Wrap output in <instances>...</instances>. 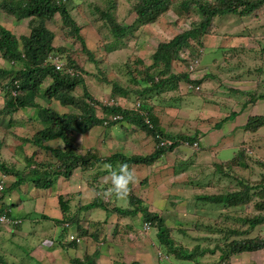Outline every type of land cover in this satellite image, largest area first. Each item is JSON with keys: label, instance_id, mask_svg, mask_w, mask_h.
Instances as JSON below:
<instances>
[{"label": "rangeland", "instance_id": "obj_1", "mask_svg": "<svg viewBox=\"0 0 264 264\" xmlns=\"http://www.w3.org/2000/svg\"><path fill=\"white\" fill-rule=\"evenodd\" d=\"M1 1L2 0H0V3ZM106 1L107 0H65L68 8L72 10V14L76 19L77 24L81 27L80 34L83 36L87 49L92 53V60H94L95 63H93L87 52L82 49L79 40L75 37H71L67 33L68 30L62 25L58 14H56L51 20L47 21L46 26L55 34L53 45L65 47L67 50L65 54H71L74 59L82 65V67L92 73V75L88 77V82H86V84L94 97H96L101 103L102 101L107 102L115 100L110 98L112 97L111 83H107L105 80V78H107L109 81L119 84L124 89H129L130 94H127L125 98H118L116 101L121 102L123 107H133L136 105L137 100H139L137 97L143 98L133 92V89H141V86L134 84L132 80L133 74L137 75V78L142 77L143 72L146 71L145 65L151 61L150 56L156 45L159 42L166 41L175 34L188 29L192 23L199 22L201 20V14L196 10V5H191L189 10L183 11L180 7L182 0H170L167 9L159 15L156 21L145 25H139L135 20L136 13L134 10L135 4L138 0H112L116 3L114 10L115 18L120 24L132 25V31L123 39H120V42H118L119 44H117L115 48L108 50L106 45L111 41L110 37L112 36L107 31L108 29L104 22L98 19L97 12L88 7L89 4L95 2L100 9H103L102 5H105ZM206 1L212 2L213 0ZM261 6L259 9L258 6H256L250 15L228 14L216 17V19L213 20L214 31L212 33H218L217 35H220V37L217 38H225L224 35H229L228 30L232 28V25L227 21L228 18L233 19L236 23L239 21L240 25L246 22H252V25L244 27V32H249L250 34L251 32H254L257 34L261 30L264 31V19L260 22V18L253 17L258 15L264 17V11H261L264 6L262 8ZM257 12L258 14H256ZM222 21H224L225 24V33H221L223 31L218 30V25L221 24ZM0 24L9 29L17 37L29 34L28 18L17 19L14 15L7 13L1 6ZM211 29L212 27L209 28L207 33H210ZM211 39L212 37L209 40ZM253 39L254 41H258L256 37H253ZM222 41L223 40H221L220 44ZM232 41L235 46V41ZM261 41H264V39ZM206 42L210 47H200L203 50V54L199 59V68L196 69L197 71L199 70V72H194L192 77L202 76L200 71L204 70V66L209 65L210 70H208V77L213 80V82L210 81V86L211 93L214 96L216 88L220 87V85L227 86V81L232 78L231 72H236L237 75L243 73L242 69L238 67L237 62L239 57L237 56L233 58V56H236L235 53H239L229 46H221V48L217 49L216 44L213 42L207 40ZM228 50L234 54L232 57H229ZM216 58L218 61L222 62H220V70L217 71L214 66L211 67V63H214V59ZM174 64L172 70L180 71L181 66H179L178 63ZM5 65L6 62L0 57V66ZM262 68H264V66ZM137 71L140 73L137 74ZM243 75L245 76V74ZM215 76H223L225 78L221 83L212 78ZM227 76H229L228 79ZM254 76L260 80L259 82L263 83L264 69L261 73L257 70L253 77ZM48 83H50V79L46 78L41 91H43ZM207 86V83H203L202 88L200 85L201 93L200 91H189L184 93L183 90H181V93L185 96H183L180 101H176L178 99H171L168 92L160 95L148 96L143 100L145 106L148 107L147 111L149 112L151 119H156L155 122L157 121V124L163 129V131L188 136L193 135L198 131L196 135L197 137L199 135V138L201 139V148L189 149L185 146H181L180 148H175L172 152L164 154L152 165L148 177H146L147 174L144 165H130V167L136 170L138 177V182L132 186L131 195L141 200V207L145 205L147 210L158 213L165 222V225L171 229L170 235L174 240L180 242L189 249L194 247L197 239L202 241L201 239L205 236L213 239L220 237V233H218V235L213 231L214 228L219 229L226 226L239 227L240 221H238V219L245 217L249 218L258 213V211L250 205L249 207L246 205L235 207H229L225 204L215 205L198 199L197 196L217 194L222 185L236 183V181L233 182L231 180L238 177L245 183L255 184V182L260 181L261 179L263 180L262 173H264V170H260V168L255 165L257 162L264 164V126L260 127L254 133L249 131L246 132L243 129L246 123H243L238 127L239 122L243 118L247 119L249 116H253L257 113H264V99H257L252 103V106H245L248 108L244 107L242 108L243 110H241L237 103H230L235 95L226 90L227 95L220 97L218 101L224 102L228 98L230 103L229 107L239 109V111L234 113L233 116L227 120L221 121L222 119L218 120L219 114L217 107L216 105H213L215 99L204 94V90ZM243 87H245V85ZM71 94L76 97L82 95L83 90L81 89V86H77ZM162 95H164L165 98H162ZM242 99H248V96L241 95L239 100ZM42 102L43 100H40V104ZM54 103L56 104V101H54ZM249 103L250 102L247 104ZM2 105V98L0 97V108ZM60 110L62 112H64V110L75 111V107H64L63 109L60 108ZM180 110L181 113L174 115L175 111ZM97 112L100 117H103V114L99 110H97ZM246 112L251 115L246 114ZM236 114H239V116L236 117ZM35 118L36 110L30 111V109H19L12 114H6V116L0 114V141L4 142L3 147L0 148V157L2 159H7L8 162H12L10 160L14 159L17 162V165L22 164V156L24 153L16 147L20 145L21 138L32 135L34 130L41 127L40 121ZM213 122H216L217 125L214 131H210L212 127L209 124H214ZM200 124H202L201 126L203 130H200ZM125 125L126 123L123 122V125H120V123H113L107 126H95L86 135H74L73 140L76 142L78 153H84L88 147H91L94 150V153L97 155L100 154L102 157H106L108 152L111 153L117 151V132L119 131L116 127L119 126L123 129ZM205 126L209 127L205 128ZM135 127H125L129 130L126 132L127 143H136V145H131L132 150H127L128 154H133L132 152L135 154L151 152L152 147L155 146V142L150 135L141 129H136ZM104 128L106 134L101 133ZM114 128L116 129L114 130ZM138 133L141 135V138L137 139L135 142L134 137H136ZM149 138L150 140L144 144L146 147H137L139 142H144ZM13 147L15 148L14 150ZM135 147L138 148L137 152L134 151ZM241 147H244V150L246 151V154L244 155L248 157L249 161L243 157L241 160L238 159V161L240 160L239 162L246 164V166L234 163L235 165H233V167H228L230 166L229 164L224 169L222 168L225 172L227 170L231 171L230 174L227 172L229 178H224L219 172L215 173L216 169L219 168L218 165L221 161L232 158L236 151ZM33 149L34 147L28 145V154H30ZM36 159H41L40 154L37 155ZM253 162H255V164ZM104 164H107V162L93 164L95 166L91 171H88V174L91 173V176H95L97 170L102 167L106 172L107 170L104 168ZM119 164L120 161H111V165L114 169ZM247 164H249V166ZM173 167L176 169L178 168L179 171L180 169L185 168L186 171L175 173ZM109 175H106L103 178L109 177ZM219 178L221 179L219 180ZM7 179L8 178L0 172V181H3L6 185ZM143 180H145V182ZM150 183L151 186L155 188L153 194L150 193L149 188L146 186V184L149 185ZM26 184L29 185L28 183ZM56 186H59V184L56 183ZM217 188H219V191ZM20 189L23 192L24 190H27L26 193L24 192V196L32 193V190L28 187H22ZM90 190L91 189L88 185H84L81 190L83 194L79 192L75 196L71 207H76L77 204H79L77 203L78 201L89 202L92 198ZM147 190H149V192ZM67 192L68 191L66 190L63 194H67ZM16 194L17 191H15L14 194L9 195L11 199L8 197L7 199L9 200L6 202L19 203V196ZM51 195V192H45L40 197H48ZM251 200L263 201L264 188L253 193ZM128 201L114 199L113 202H108L107 204L108 207H110L114 202L115 204L121 205L124 203L123 206L125 207L129 204ZM46 203L49 206H52V200H49ZM31 204H34L31 200L23 199L14 208V213L17 216L23 215L24 210L25 212H29L27 218L22 219L23 224L19 225V231H11V228H8V226L0 227V254L4 255V259L9 264H46L44 258H41L38 252L41 247L39 242L43 238L49 239L50 236L53 237L54 240L58 239L57 236L60 231V226L54 225L53 223L51 224L49 220H46L41 215L37 214V211L31 207ZM86 210L87 209L84 208L78 213V210H76V214L71 216V219H74L77 222L80 221L78 226L81 228H89L90 225L93 227V222L97 219H101L100 215H103V217L105 216L103 208L93 211L92 213H89ZM96 214H99V216ZM120 219L121 216L112 215L107 221L110 220L108 223L110 226V224L113 225ZM126 221L127 223L122 226L120 225L116 232H107L106 235L107 237L109 236V239H112L115 236L117 237L116 242L120 243L124 248L125 256H128V261L133 259L131 254L135 253L137 257L139 256L142 258V260H140L141 264H199L192 261L178 260L171 255L167 256L163 247H160L161 249L163 248V250L159 252L160 254L163 253L166 258L159 260V253L156 249L160 248L155 234L152 232L153 229L148 232H143L141 228L140 231L137 232L138 228L140 225L142 226L143 223L142 215L138 213L136 216L128 218ZM101 222L103 221L101 220ZM120 222L124 223L125 218L120 220ZM131 223L134 226V230H130ZM124 225L127 226L126 231H123L125 229ZM205 225L210 226L212 232L205 231ZM242 227L243 229L247 228V226H245V228L244 226ZM247 236H257L260 239H264V225L256 227L251 231V234ZM90 240L92 243H96V239ZM154 240L156 245L152 243ZM48 242V240L44 241V243ZM102 245L103 243H101L100 246ZM207 246L211 248L214 247V242H209ZM43 247L44 251H47L46 253L49 254V257L45 259L52 258L56 264H59L58 254H60L61 249L57 245ZM51 254L52 256H50ZM218 255L219 252L214 254L207 253L205 257L201 259V264H219ZM63 257L66 259L67 256L63 255ZM230 264H264V248L253 252H244L240 254L239 257L233 256L232 263Z\"/></svg>", "mask_w": 264, "mask_h": 264}, {"label": "trees", "instance_id": "obj_2", "mask_svg": "<svg viewBox=\"0 0 264 264\" xmlns=\"http://www.w3.org/2000/svg\"><path fill=\"white\" fill-rule=\"evenodd\" d=\"M169 2L170 0H138L134 7L136 22L139 25L153 23L167 9ZM263 4L264 0H213L212 2L206 0H182L181 9L183 11L189 10L191 5H196V10L201 14V20L192 23L188 29L156 45L150 56L151 61L145 65L146 71L143 72L142 77L137 78V75L133 74L132 80L134 84L141 86V89H133V92L146 99L148 96L155 94L177 91L180 88V82L192 83L193 85L201 84L202 78H191L190 71L186 70L185 67L192 63L193 59L201 56L199 49L203 46V37L207 34L209 28L213 26V20L218 16L228 14H250L256 6L259 8ZM0 6L17 19L28 18L29 26L28 35L17 37L0 24V57L6 62L5 66H0V97L3 103L0 108V114L6 116V114H12L19 109L36 110L35 119L39 120L41 124V127L34 130L32 135L21 138L20 145L16 147L24 153L22 164L17 165L14 159L10 160L12 162H8L7 159L4 160L0 157V172L8 178L6 186L3 185L5 187L0 190V214L5 213L9 217H14L13 208L16 204L7 203L4 199L17 191L20 200H22L25 195L24 192L26 193L27 190L23 192L20 188H30L26 183L34 189L53 190L58 177L65 179L75 172L85 173L95 166L93 164L101 161L132 162L151 166L163 154L171 152L180 145L181 141H188L192 144L193 141L197 140L196 133L188 136L164 132L157 124V121L155 122L156 119H151L147 109L146 112L149 114L152 127H149L144 122L143 116L138 112L125 110L118 104L102 105L100 101L94 98L93 93H91L86 84L88 77L92 73L82 67L71 54H65L67 52L65 47L53 45L55 34L46 26V22L58 14L62 25L68 30L67 33L79 40L82 49L87 52L91 60L93 59L92 53L87 49L83 36L80 34L81 27L77 24L72 10L68 8L65 0H2ZM102 6L103 10L93 2L88 7L97 12L98 19L104 22L108 29L107 31L112 36L110 37L111 41L106 45L108 50H111L119 44L120 39L131 33L132 25L120 24L117 21L114 14L115 1L107 0L106 4ZM49 57L51 58L49 59ZM54 58H56V63L61 64L59 68H56ZM92 61L95 63L94 60ZM174 63H178L181 66L180 71L172 70ZM139 73L137 71V74ZM46 78L50 79V83L41 91ZM105 80L108 84L111 83L112 97L110 98L115 99V101L130 94L129 89H124L107 78ZM79 85L83 90V94L76 97L71 92ZM229 91L239 96L247 94L248 99L242 101L243 107L248 102L256 99L255 91L235 90L233 88H229ZM261 93L258 97L263 96L262 98H264V91ZM40 100H43L41 104ZM54 101H56L57 105ZM64 107H75V111L64 110L62 112L60 108L63 109ZM97 110L103 114V117L98 115ZM234 113V111L231 112L229 116L221 121L232 117ZM115 114H122V119L126 120L120 122H128L134 127L136 126V129H141L152 136L155 142L153 150L145 155H131L129 157L120 152L102 157L89 148L84 153H78L73 136L86 135L93 127L102 125L105 120H109L107 125L116 123V120L113 121L110 118ZM263 126L264 115H255L249 116L243 129L246 132L254 133ZM164 138L173 140V145L157 146L159 141ZM3 145L4 142L0 141V148ZM28 145L34 147L30 154L27 152ZM39 154L41 159L37 160L36 157ZM244 154H246V151L244 147H241L232 158L221 161L215 173L219 172L224 178H229L228 173L230 174L231 171L227 170L225 172L222 168L224 169L229 164L230 166L228 167H233L235 164L246 166V164L239 162L242 157L248 160V157ZM238 159L240 160L238 161ZM253 163L255 164V162ZM247 165L249 166V164ZM255 165L260 170H264L263 163L257 162ZM173 169L175 173L186 171L185 168L180 169V171L175 167ZM262 174L263 180L261 179L255 184L245 183L236 176L238 178L231 180L233 182L236 181V183L222 185L220 191L217 188L219 191L217 194L197 196L198 199L215 205L225 204L229 207L243 205L249 207L250 205L258 213L249 218L238 219L240 221L239 227L214 228L213 231L216 234L220 233V237L213 239L205 236L201 239L202 241L197 239L192 249L174 240L170 235L171 229L164 224L161 216L158 213L147 210L145 205L141 207V200L133 197V195H130L129 204L126 207H119L114 204L110 207L104 206L100 197H96L89 202L78 201L77 203L79 204L76 203L77 206L72 208V215L76 214V210H78V213L84 208L96 207H103L106 213L117 212L122 217L132 218L140 213L144 221H150L156 228L160 246L165 249L168 255L175 259L201 264V259L207 253L214 254L219 252V264H230L231 258L235 255L264 248V239H260L257 236H247L256 227L264 225V200H251L253 193L264 188V173ZM89 188L91 187L89 186ZM27 199H30V197H27ZM74 199L75 197L71 199L69 196L67 198L66 195H57L58 207L62 213L67 211L70 213L69 208H71ZM113 201V199H110L108 202ZM42 216L49 218L46 214ZM54 219L59 221V218ZM69 221L72 224L79 223V221L77 222L74 219H69ZM242 226L244 228L247 226V228L243 229ZM204 227L205 231L212 232L210 226L205 225ZM84 230V233L87 232L86 228ZM211 241L214 242V247L212 248L207 246ZM71 245L73 246L75 243L71 242ZM97 251L95 250L92 255H84L82 259L71 256L69 264H95L94 259L98 254ZM0 264H9L4 259V255L1 254ZM113 264L124 263L116 262Z\"/></svg>", "mask_w": 264, "mask_h": 264}, {"label": "crops", "instance_id": "obj_3", "mask_svg": "<svg viewBox=\"0 0 264 264\" xmlns=\"http://www.w3.org/2000/svg\"><path fill=\"white\" fill-rule=\"evenodd\" d=\"M264 6V4L261 6V8ZM259 9V8H258ZM261 11H264V8L261 9ZM258 14V12L256 13ZM250 15V14H249ZM253 17H257L260 18V22H262V20L264 19L263 16H253ZM239 19V17H238ZM227 21L232 25V28L228 30L229 35H224V37L222 38H217L220 37V35L217 34H213L212 32L214 31L213 26L212 29L210 30V33H207L204 37H203V48H206L207 46H209V44H207V41L213 42L214 44H216V48L219 49L221 48V46H229L231 47L234 51H236L239 54H236V56H233L234 54L231 53L228 50L229 53V57H239L238 60V67L242 69V73L245 74V76L243 74L237 75L236 72H231V76L232 78H230L227 82V86L225 85H220V87L216 88L215 90V95L213 96L211 93V86H210V81L213 82V80L209 79L208 77V70L209 69V65L204 66V70L200 71V74L203 75L202 77V83H201V88L203 83H207V88L204 90L205 93L208 96H210L212 99H215V103L213 105H216L217 110H218V120L219 119H223L227 116L230 115L231 112H235L237 113L239 111V109L243 110L242 108H244L242 106V100H239V98L241 96H239L238 94H235L231 91H229V88H233L235 90H245V91H255V96L256 99L254 101H256L257 99H264L261 97H258V95L262 94L261 92L264 91V82H259L260 80L254 76V73L257 72V70L259 71V73L262 72V70L264 68H262L264 66V41H261L262 39H264V31H259L257 34L254 32H251V34L249 32H244L243 30L245 29L244 27L247 25H252V22H248L251 24L243 23V24H239L236 23L235 21H233V19L228 18ZM214 24V22H213ZM220 31H223L221 33H225L226 29H224L225 24L224 21L221 22V24L218 25ZM230 36V37H227ZM212 37L211 40H209ZM235 37V38H233ZM253 37H256L258 39V41H254ZM260 37V38H259ZM217 38V39H216ZM222 41V43L220 44V42ZM235 41V46H234V42ZM210 47V46H209ZM202 49V48H201ZM213 49V48H212ZM241 49V50H239ZM243 49V50H242ZM202 54H203V50H202ZM202 56V55H201ZM244 58V59H242ZM220 62L218 61L217 58L214 59V63H211V67L214 66L217 70H220ZM222 63V62H221ZM229 70V69H228ZM227 70V71H228ZM223 72V70H222ZM260 75V74H257ZM213 79H216L217 82H223V79L225 77L223 76H215L212 77ZM229 78V76H227V79ZM222 79V80H221ZM262 80V79H261ZM219 85V84H218ZM245 85V87H243ZM226 90L229 91V93L234 94L235 96L233 97L234 99L230 101L231 104L237 103L239 106V109H235V108H230V103H229V99L227 98L224 102L222 101H218L220 99V97L222 96H226ZM180 92V91H179ZM178 91H173V92H168L169 96L171 97V99H178L176 101H180L182 99L183 96H185L184 94H182L181 92L179 93ZM201 93V91H200ZM203 93V92H202ZM226 93V94H225ZM247 96V94H245ZM231 97V96H229ZM162 98H165L164 95H162ZM250 102L249 104H247L246 106H252V103L254 102ZM240 104V105H239ZM234 107V106H233ZM248 108V107H245ZM166 111V110H165ZM164 112V110H163ZM166 113V112H165ZM178 113H181L180 111H175L174 115H178ZM214 114V113H213ZM217 114V115H218ZM221 114V115H220ZM246 114L251 115L249 113L246 112ZM255 115H264V113H257ZM253 115V116H255ZM239 114H236V117H238ZM240 116H241V112H240ZM248 119V118H247ZM246 118H243L240 122L238 127H240L243 123H246L247 121ZM212 122V119H211ZM214 124H209L211 125V129L210 131H214V129L216 128L217 123L213 122ZM203 124V123H202ZM202 124H200V130H203L202 128ZM209 126H205V128H208ZM197 129V127H196ZM119 132L118 133V137L117 139H120V144H119V148L120 149H125L128 145H127V141H125L126 137V132L125 129H120L118 128ZM198 130V129H197ZM198 131H196L195 133H197ZM102 133V131H101ZM98 134V133H96ZM199 137V135H198ZM141 138V135L138 134L136 137H134L135 142L137 141V139ZM199 144L201 145V139L199 138ZM132 145H136V143H133ZM142 146V141L139 142L137 144L138 148H141ZM143 147H145L143 145ZM136 148V147H135ZM83 181H84V173H72L71 176H69L68 178H63V177H58L55 185L53 186V190H39V189H33L32 193L30 195H27V197H30L29 200H31V202H33L34 204H31V207L33 209H35L37 212H42L41 214H46L49 216V219L53 220V223L55 225H58L60 222H58L57 220H55L54 218H61V217H66V216H72V212L73 209L72 207L69 208L70 209V213H68L69 211L62 213L61 209L58 207V203H57V195L62 194V195H66L67 198L68 196L72 199L73 197H75L79 192H81L83 194L82 187H83ZM56 183L59 184V186H56ZM151 183L147 186V188H149L150 193L153 194V192L155 191L154 187H150ZM141 187V186H140ZM138 188V187H137ZM70 189V191H69ZM152 189V190H151ZM68 191L67 194H63L64 191ZM74 190V191H73ZM149 190H147L149 192ZM137 191V190H135ZM45 192H51V196L48 197H40L42 196ZM50 194V193H49ZM86 196V195H85ZM88 197V196H87ZM153 198V197H151ZM52 200V206H49L46 202ZM114 200V199H113ZM55 205V206H54ZM119 207H124V203L121 204H115ZM54 206V207H53ZM29 212H25V210L23 211V215L22 216H27ZM90 213V212H89ZM92 213V212H91ZM41 215V216H42ZM99 216V214H96ZM95 215V216H96ZM101 219H97L96 221L93 222V227L90 225V227L88 228V231L84 233V229L79 227L78 224L75 227V230L78 232L79 235H83L82 239L83 244L78 245L77 247H72L68 250V253L66 250L61 249L60 253H63V255H66V259L62 256V260L60 262V264H65V262H68L69 259V255L70 254H74L76 256H79L82 253H92L94 252L95 246L98 244V242L101 244L103 243V245L100 248L99 252V256L96 259V264H110L111 262H113L114 260H119V261H124L126 260V262H130L132 260H142L141 257H137L135 255V253L131 254V257L133 259H131L130 261H128L127 257L125 256V250L124 248L121 246L120 243L114 242V238H112L111 240H107L108 238H106V233H112L114 232L113 228L114 226L112 224H110L109 226V221H107V223H102L101 220L104 219L103 215H100ZM45 218V217H44ZM55 221V222H54ZM85 222V221H83ZM52 224V223H51ZM103 224V225H102ZM120 224H122V222H120ZM28 231V230H27ZM90 239H96V243H92ZM39 245H41L40 249H39V255L40 257L44 258V262L46 264H56L52 258L50 259H45L47 257H49V254L46 253L44 251V247L42 242H39ZM52 256V254L50 255ZM236 257H239V255H235ZM233 258V257H232ZM232 258L230 263H232ZM152 259V258H151Z\"/></svg>", "mask_w": 264, "mask_h": 264}, {"label": "clouds", "instance_id": "obj_4", "mask_svg": "<svg viewBox=\"0 0 264 264\" xmlns=\"http://www.w3.org/2000/svg\"><path fill=\"white\" fill-rule=\"evenodd\" d=\"M101 10H103V9H101ZM199 52L201 53V55H202V49H199ZM51 57H49V59H50ZM201 58V56L199 57V58H195L196 60H197V64L196 65H194V68H193V70H190L189 69V65L187 66V67H185V69L186 70H189L190 71V76H191V78H202L203 77V75L202 76H197V77H192V74L194 73V72H199V70L197 71L196 69L197 68H199V62H200V59ZM195 59H193V61L192 62H194V60ZM54 63L56 64V58H54ZM61 65V64H60ZM187 84H191L192 85V87L193 88H191V89H188L187 87H186V85ZM179 85H180V88L177 90V91H180L181 92V90H183V92L185 93H187V92H189L190 90H192V91H201L200 90V85L201 84H195V85H193L192 83H186V82H180L179 83ZM196 87H198V88H196ZM162 94V93H161ZM155 95H160V94H155ZM155 95H152V96H155ZM94 98H96V97H94ZM97 99V98H96ZM113 99V98H112ZM137 99H139V100H137V103H136V105H134L133 107H129V106H127V107H123V105H122V103L121 102H118V101H115V100H111L112 101V104H109V102H111V101H107V102H104V101H102V105H107V106H109V105H113V104H118V105H120L121 107H123V109H125V110H134V111H136V112H138L141 116H143V118H144V122L145 123H147L148 124V126L149 127H152V123H151V119H150V117H149V114L146 112V109H148V107H146L145 106V103L143 102V98H138L137 97ZM98 100V99H97ZM99 101V100H98ZM118 102V103H117ZM137 104H139V106H137ZM116 116H118L117 118H114V117H116ZM122 117H123V115L122 114H115V115H113V116H111L110 118L114 121V120H116V123H120V125H123V122H120V121H122L123 119H122ZM123 121H126V120H123ZM109 122V120H105L104 121V123L102 124V125H98V126H103V125H105V126H107V123ZM124 123H126V125L123 127V129H125V132H127V131H129L128 129H126L125 127L127 126L128 128H131V127H133L134 128V126L132 125V124H130V123H128V122H124ZM117 129L118 128H120L119 126L118 127H116ZM116 128H114V130L116 129ZM121 129V128H120ZM162 129V128H161ZM122 130V129H121ZM163 130V129H162ZM119 131V130H118ZM105 132V133H104ZM165 132V131H164ZM177 133V132H176ZM182 133V132H181ZM102 134H106V130H105V128L103 129V131H102ZM129 134H131V133H129ZM139 134V133H138ZM197 134V133H196ZM127 137V136H126ZM151 138H152V136H151ZM127 139V138H126ZM125 139V140H126ZM150 140V138L149 139H147L146 141H144V142H142V144L144 145L145 144V142H147V141H149ZM120 139L118 140L117 139V144H116V146H117V151H113V152H108V154H107V156H110L111 154H113V153H116V152H120V153H123L124 155H127L128 157L129 156H131V155H145V154H148V153H150V152H148V153H139V154H135L134 152H132L133 154H128V152H127V150H132L131 148V145L133 144H128L127 143V147L125 148V149H120L119 148V144H120ZM127 141V140H126ZM154 141V140H153ZM187 143V144H186ZM194 143H196V146H194ZM149 144V143H148ZM143 145L141 146V147H143ZM170 145H173V140H171V139H169V138H164V139H161L160 141H159V143L157 144V146H170ZM145 147H146V145H144ZM181 146H185V147H187V148H189V149H198V148H201V146H200V144H199V137H197V140H195V141H193L192 142V144H190V142H188V141H181L180 142V145H178L177 147H175V148H180ZM90 150H92V151H94L91 147H88ZM87 148V149H88ZM153 148L154 147H152V150H153ZM174 148V149H175ZM173 149V150H174ZM137 150H138V148H134V151L135 152H137ZM151 150V151H152ZM172 150V151H173ZM171 151V152H172ZM167 153H169V152H167ZM167 153H165V154H167ZM164 155V154H163ZM162 155V156H163ZM101 162H107V161H101ZM110 163V164H109ZM130 165H143V164H136V163H121L120 162V164L114 169L113 168V166L111 165V161L110 162H107V164H104V168L107 170L106 172H105V170L104 169H102V168H99L98 170H97V173H96V175L95 176H91V173L90 174H88V171H91L92 169H90V170H88V171H86L85 173H84V181H83V186L84 185H88V186H90L91 188V196H92V199H91V201L93 200V199H95L96 197H100V199L102 200V203H103V205L104 206H107L108 207V201L110 200V199H116V200H120V201H128V199H129V197H130V195H131V192H132V186H134L137 182H138V177H137V172H136V170L134 169V168H132V167H130ZM145 166V168H146V177H148L149 176V170H150V168L152 167V165L151 166H148V165H144ZM138 168V167H137ZM141 168V167H140ZM138 170H139V168H138ZM88 174V175H87ZM110 174V175H109ZM87 175V176H86ZM106 175H109V177H106V178H103L104 176H106ZM143 176H145V175H143ZM152 177H153V175H152ZM107 179H108V181H107ZM144 182H145V180H143ZM140 182H141V180H140ZM0 185H2V187L0 188V190H2L6 185H5V183L3 182V181H0ZM3 185H5V186H3ZM29 187H30V189L31 190H33L34 188L33 187H31L30 185H28ZM146 186H148V184H146ZM105 187V188H104ZM16 195H18V193L16 194ZM19 196V195H18ZM9 197V199H11L10 198V196H7L4 200L5 201H8L9 199H7ZM18 199H19V203L23 200V199H27L26 198V196H24L23 198H22V200H20V198L18 197ZM129 202V201H128ZM7 203H10V202H7ZM12 203V202H11ZM18 202L17 203H15L16 205L17 204H19ZM110 203V202H109ZM127 206H128V204H127ZM126 207V206H125ZM15 208V207H14ZM14 208H13V213H14ZM100 208H103V207H96V208H90V209H87L86 211L87 212H93V211H96V210H98V209H100ZM104 209V208H103ZM104 211H105V209H104ZM151 212V211H150ZM37 214H39V215H42L40 212H36ZM84 214V213H83ZM82 214V215H83ZM112 215H118V216H120L119 215V213H117V212H109V213H106V211H105V217H104V219L102 220L103 222H104V224L105 223H107V219L108 218H110V217H112ZM1 216H3L4 218H5V220H3V221H0V227L1 226H8V228H11V231H14V230H16V231H19L18 229H19V225L21 224H23V221H22V219L23 218H27V216H17V215H15V213H14V217L12 218V217H9L8 215H6L5 213H1L0 214V217ZM73 216V215H72ZM136 216V215H135ZM43 217V216H42ZM134 217V216H133ZM44 218V217H43ZM123 218H125V222L124 223H122V224H120V220H122ZM128 218H131V217H122L121 216V219L119 220V221H117L116 223H114L113 224V226H114V228H113V230L116 232L117 231V229L119 228V226L121 225H123V224H125V223H127V221L126 220H128ZM44 219H46V220H49L51 223H53V220H51V219H49V218H44ZM69 219H71V216H66L65 218H59V221L58 222H60L58 225L60 226V231H59V233H58V236H57V238L58 239H56V240H54V238L53 237H51L50 236V238L49 239H45V238H43L41 241H42V244H43V246H48V247H52V246H54V245H57L59 248H62V249H64V250H66L67 251V253H68V250L70 249V248H72V247H77L78 245H81V244H83V239H82V237H83V235H79L78 234V232L75 230V227H76V225L77 224H79L80 223V221H79V223H77V224H72L70 221H69ZM142 221H143V223H142V226L140 225V227L138 228V230H137V232L138 231H140V229L142 228V231L143 232H148L149 230H152V232L155 234V237H156V239H157V235H156V231H155V227L151 224V222L150 221H144L143 219H142ZM55 222V221H54ZM83 222V221H82ZM102 222V223H103ZM54 224V223H53ZM164 224H165V222H164ZM55 225V224H54ZM153 227V228H152ZM86 228V227H85ZM85 228H83V229H85ZM124 230L123 231H126V229H127V226H125L124 225ZM130 230H134V226L132 225V223H131V225H130ZM155 228V229H154ZM87 229V231H88V228H86ZM112 233H114V232H112ZM70 236H73V238H71ZM106 238H108L107 240L109 241V240H111V239H109V236L107 237V235H106ZM114 238V242H116V240H117V237L115 236V237H113ZM46 240H48L49 242L48 243H44V241H46ZM40 241V242H41ZM157 241H158V239H157ZM71 242H74L75 243V245H71ZM152 243L154 244V245H156V242H155V240L154 241H152ZM159 243V242H158ZM101 244L100 243H98L96 246H95V249L96 250H98V251H100V248H101V246H100ZM160 247H162V246H160V244H159V248ZM162 249L160 248V249H156V251L159 253L158 255V259L160 260V259H163V258H166V256L163 254V253H161L160 254V252L159 251H161ZM97 251V252H98ZM93 253V252H92ZM92 253H82V254H80L79 256H76V255H74V254H70L69 255V259H68V262L66 261L65 262V264H69L70 263V257L71 256H74V257H76V258H80V259H82L83 258V256L84 255H92ZM166 255L168 256V254L166 253ZM62 256H63V253H60V254H58V257H59V264H60V262H61V260H62ZM99 256V252H98V254L95 256V259H94V261H95V264H96V259H97V257ZM151 256V255H150ZM152 258V257H151ZM124 263V264H141V262L140 261H138V260H132V261H130V262H126V260H124V261H119V260H114L113 262H111L110 264H113V263Z\"/></svg>", "mask_w": 264, "mask_h": 264}, {"label": "built area", "instance_id": "obj_5", "mask_svg": "<svg viewBox=\"0 0 264 264\" xmlns=\"http://www.w3.org/2000/svg\"><path fill=\"white\" fill-rule=\"evenodd\" d=\"M196 64H197V60L195 59L194 62H192V63L189 64V69H190V70H193L194 65H196ZM59 67H60V64L56 63V68H59ZM186 87H187L188 89L193 88L191 84H187ZM196 88H198V87H196ZM109 104H112V101L109 102ZM137 106H139V104H137ZM117 117H118V116H116V117H114V118H117ZM186 144H187V143H186ZM194 146H196V143H194ZM1 187H2V185H0V188H1ZM3 220H5V218H4L3 216H1V217H0V221H3ZM70 237L73 238V236H70Z\"/></svg>", "mask_w": 264, "mask_h": 264}]
</instances>
